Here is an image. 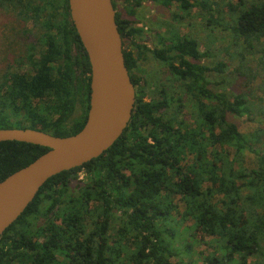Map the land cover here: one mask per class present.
<instances>
[{
  "label": "trees",
  "instance_id": "16d2710c",
  "mask_svg": "<svg viewBox=\"0 0 264 264\" xmlns=\"http://www.w3.org/2000/svg\"><path fill=\"white\" fill-rule=\"evenodd\" d=\"M112 2L136 88L132 117L102 155L48 179L0 237V264H186L182 254L191 256L195 238L215 247L204 264L264 257V110L252 88L258 77L264 82V0H238L225 23L205 0ZM146 3L177 5L183 13L171 12L174 22L197 5L217 14L230 31L231 74L245 78L244 89H212L209 74L224 73L226 63L202 64L209 54L175 25L155 32V47L144 43L138 17ZM0 10L13 18L9 48L18 47L1 68L0 128L77 133L89 109L91 65L69 0H0ZM148 54L167 70L157 97L140 75ZM233 116L260 117L259 125L243 132ZM48 150L0 142V181Z\"/></svg>",
  "mask_w": 264,
  "mask_h": 264
},
{
  "label": "water",
  "instance_id": "95a60500",
  "mask_svg": "<svg viewBox=\"0 0 264 264\" xmlns=\"http://www.w3.org/2000/svg\"><path fill=\"white\" fill-rule=\"evenodd\" d=\"M69 6L91 65L86 122L69 136L35 128H0V142L19 141L49 149L0 181V237L48 179L102 155L120 138L133 114L136 88L126 65L112 0H69Z\"/></svg>",
  "mask_w": 264,
  "mask_h": 264
},
{
  "label": "rangeland",
  "instance_id": "374dc122",
  "mask_svg": "<svg viewBox=\"0 0 264 264\" xmlns=\"http://www.w3.org/2000/svg\"><path fill=\"white\" fill-rule=\"evenodd\" d=\"M201 1V0H198ZM210 3L212 6L218 7L220 16L223 17V21H231V5H236L238 0H205ZM254 1V0H252ZM258 1V0H256ZM183 13L179 10L177 5H173L171 9L163 7L161 5L146 3L144 7L139 10V19L146 24L145 26V39L144 43L153 48L158 45L156 31H161L170 33L173 29L172 26H176L179 34L181 36L196 38L199 41L200 49L203 52L209 54L208 57L201 59V63L213 66L218 63H226V71L224 73H210L209 79L211 81L210 87L214 90L226 91L230 94L238 93L243 90L242 83H244L245 78L236 80L235 77L231 74L232 67H234L237 62L231 60L230 52L232 53L234 49L230 48V31L224 30L220 25L216 23L217 14L210 15L206 10L201 8L199 5L193 7L184 20H179V22H174L171 17V12ZM14 26L13 18L6 16V13L0 10V74L2 66H5L6 57L8 61L13 60V57L17 54V49L15 45L9 48V45L13 43L14 30L11 31V27ZM139 27L142 24H138ZM28 28H33V22L29 21ZM37 32V31H36ZM34 30V33H36ZM38 33V32H37ZM142 43V42H141ZM229 51V53H228ZM146 60L140 61V68L142 72L140 75L148 78V99L150 96L157 97V90L159 87V82L165 79L166 68H164L158 61L152 58L151 54H148ZM249 63L248 66L251 69H257L258 64L256 60H252V56H248ZM7 61V62H8ZM262 77H258L252 84L254 101L259 104V108L264 110V82H262ZM150 95V96H149ZM232 120L237 122L243 132H252L259 125L258 121L260 117H257V120L251 121L247 117H232ZM259 146V145H257ZM256 146V147H257ZM246 163L252 164L251 159L248 158ZM84 177L81 174L80 178ZM176 229L182 231V226H175ZM183 232V231H182ZM207 241H210L211 238L205 237ZM179 243V242H178ZM190 243L193 244V249L191 256L185 252L182 254V257L186 261V264H204L203 257L211 251L214 250V245L207 244L202 241L200 238L191 239ZM248 264H261L264 262V257L260 256H250L248 259ZM238 264V263H237Z\"/></svg>",
  "mask_w": 264,
  "mask_h": 264
}]
</instances>
